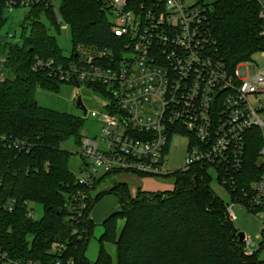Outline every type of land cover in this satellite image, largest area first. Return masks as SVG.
<instances>
[{
  "label": "trees",
  "instance_id": "1",
  "mask_svg": "<svg viewBox=\"0 0 264 264\" xmlns=\"http://www.w3.org/2000/svg\"><path fill=\"white\" fill-rule=\"evenodd\" d=\"M209 5L211 36L230 68L264 51V20L257 2L215 0ZM43 13L60 31L52 10L34 8L26 18L31 19V36L23 44L0 46V55L8 47L6 78L0 81V264H89L86 248L94 224L90 214L107 193L120 199L121 210L102 222L95 264H112L106 243L116 246L117 264H264V253L244 252L228 208L211 186V171L200 163L166 175L174 178L171 190L140 189L134 197L127 183L118 180L107 192L93 196L88 191L80 232H73L78 223L71 220L68 207L81 188V166L71 168L74 153L68 144L81 147L85 120L44 107L36 99L38 87L59 91L63 84L47 71L32 69L36 57H65ZM61 14L73 46L93 44L119 52L123 40L112 32L110 15L97 0H61ZM8 19L0 18V30ZM251 132L244 166L233 171L237 191L225 184L234 200L260 169L261 134ZM110 178L116 174H103L92 191ZM36 205L44 210L39 219ZM120 220L125 221L121 230Z\"/></svg>",
  "mask_w": 264,
  "mask_h": 264
},
{
  "label": "built area",
  "instance_id": "2",
  "mask_svg": "<svg viewBox=\"0 0 264 264\" xmlns=\"http://www.w3.org/2000/svg\"><path fill=\"white\" fill-rule=\"evenodd\" d=\"M97 1L110 15L112 32L123 40L119 52L78 43L63 59L36 57L32 66L74 85L73 99L86 86L99 102L93 108L84 104L86 116L90 111L100 114L103 127L101 137L82 130L81 188L68 207L71 220L78 223L73 232H80L88 191L103 174H171L167 152L176 133L189 137L182 171L200 163L237 191L234 172L243 168L248 138L256 129L261 134L260 169L234 201L263 216L258 248L251 247L254 239L248 233L241 242L247 255L264 253V63L250 59L234 69L228 66L211 36L207 0ZM254 1L264 20V0ZM21 7L52 10L61 30L70 29L61 0H0V18ZM5 44L14 43L0 35V46ZM6 51L0 55V81L6 78ZM228 214L233 221V206Z\"/></svg>",
  "mask_w": 264,
  "mask_h": 264
},
{
  "label": "rangeland",
  "instance_id": "3",
  "mask_svg": "<svg viewBox=\"0 0 264 264\" xmlns=\"http://www.w3.org/2000/svg\"><path fill=\"white\" fill-rule=\"evenodd\" d=\"M213 1L215 0H207V2L210 4H212ZM7 15L9 19L4 25V27L0 30V35L3 38V41L23 44L25 39H28L31 36V19H28L26 21V18L30 15V8H15L13 11H8ZM41 18L43 22L47 25V27L52 30L53 35L56 37L63 52L65 54H70L73 48V38L71 36L70 29L58 31L54 20L46 13L41 14ZM65 24L66 23L63 22V25ZM8 33H11L14 36L11 37L8 35ZM252 59H254L258 64L264 63L263 52H258L254 54ZM75 89L76 87L74 85L67 82H64L60 85L59 91H51L46 88L38 87L36 91V99L39 104L44 107L81 116L85 120L84 131L87 132L90 136L97 135L98 137H101L103 124L100 122V114H95L94 112L90 111L86 116L83 110L77 106V99H73V94L76 91ZM78 90L79 96H83L84 104L88 108L96 107L99 104L98 99L96 98L97 95L94 93L93 90L87 89L86 86H80ZM68 145L71 152L74 153L70 163L71 168L74 170H78V168L82 164L81 149L79 146L76 147L74 143H70ZM188 154L189 137L181 133L174 134L171 140L169 150L167 152V170L173 173L184 168V166L186 165V159L188 157ZM211 174V186L214 191L224 201V204L227 206V208L233 206V210L235 212L236 217L233 219L232 222L236 227L238 233L244 232L250 234L254 239V242L251 247L253 249H257L260 243V238L258 236L263 226V216L255 215L240 202H235L230 190L219 180L217 171L215 169H212ZM120 175L122 174H118L116 176V179L112 180V178H110V181H103L102 183H100L96 191L93 192V196H96L99 192H107L108 190H111L113 188L111 186V183L118 182V176ZM135 176L141 177L136 181L142 180L138 183L143 184V188L146 190L167 191L171 190L174 187L175 181L172 176ZM129 184L131 186V190H134V188L137 187L134 181H130ZM109 194L110 193H107L100 200H98L91 212L96 224H93L92 233L90 235L89 243L86 248V255L88 257V260L90 261L89 264H95V261L100 251L101 244L99 238L104 232V228L101 223L104 217L109 213V211L116 207L118 203L116 195ZM132 196L135 197L137 196V194H132ZM36 211L37 212L35 213V217L37 219L41 218L44 213L43 207L41 205H36ZM119 222H121V230L125 221L120 220ZM105 246L112 256V264H117L116 246L112 243H106Z\"/></svg>",
  "mask_w": 264,
  "mask_h": 264
},
{
  "label": "crops",
  "instance_id": "4",
  "mask_svg": "<svg viewBox=\"0 0 264 264\" xmlns=\"http://www.w3.org/2000/svg\"><path fill=\"white\" fill-rule=\"evenodd\" d=\"M118 178H119V181H121V182H125V183H127V185L129 186V189H130V191H131V193L132 194H134V195H136L137 194V192H138V190L139 189H142V190H146V189H144L143 188V184H139L138 182H140V181H142V180H138V181H136L137 179H139V178H141L140 176H133V175H131V174H122V175H120V176H118ZM130 181H134V183L137 185V187L136 188H134V190H131V186H130V184H129V182ZM146 191H151V190H146ZM94 191H92V193H93ZM109 195H111V194H109ZM108 196V195H107ZM114 196V195H113ZM116 198H117V201H118V203H117V206L116 207H114L111 211H109V213L104 217V219H103V221L110 215V214H112L113 212H115V211H118V210H121V204H120V200L118 199V197L116 196ZM90 218L92 219V221L96 224V222H95V219L92 217V214H90ZM102 221V222H103ZM120 224H119V227L121 226V222H119ZM102 224V223H101Z\"/></svg>",
  "mask_w": 264,
  "mask_h": 264
},
{
  "label": "water",
  "instance_id": "5",
  "mask_svg": "<svg viewBox=\"0 0 264 264\" xmlns=\"http://www.w3.org/2000/svg\"><path fill=\"white\" fill-rule=\"evenodd\" d=\"M77 106L83 110L84 114L86 115L87 114V108L86 106L84 105L83 101H82V97H78L77 99ZM238 236H239V239L240 241H242L244 239V232H239L238 233Z\"/></svg>",
  "mask_w": 264,
  "mask_h": 264
},
{
  "label": "bare ground",
  "instance_id": "6",
  "mask_svg": "<svg viewBox=\"0 0 264 264\" xmlns=\"http://www.w3.org/2000/svg\"><path fill=\"white\" fill-rule=\"evenodd\" d=\"M259 143V142H258Z\"/></svg>",
  "mask_w": 264,
  "mask_h": 264
}]
</instances>
